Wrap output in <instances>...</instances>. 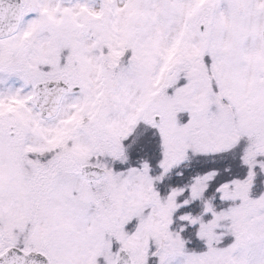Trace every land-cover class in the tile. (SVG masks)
Segmentation results:
<instances>
[{
    "label": "snow or ice",
    "instance_id": "1",
    "mask_svg": "<svg viewBox=\"0 0 264 264\" xmlns=\"http://www.w3.org/2000/svg\"><path fill=\"white\" fill-rule=\"evenodd\" d=\"M0 264H264V0H0Z\"/></svg>",
    "mask_w": 264,
    "mask_h": 264
}]
</instances>
